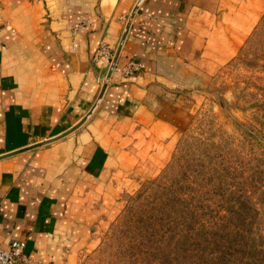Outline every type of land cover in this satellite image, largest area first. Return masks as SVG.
Returning <instances> with one entry per match:
<instances>
[{"label": "crops", "instance_id": "crops-1", "mask_svg": "<svg viewBox=\"0 0 264 264\" xmlns=\"http://www.w3.org/2000/svg\"><path fill=\"white\" fill-rule=\"evenodd\" d=\"M136 1L0 0V155L90 109ZM263 12L264 0H140L90 114L0 158V248L19 240L25 264H78L125 180L170 140ZM130 60L139 68L125 75Z\"/></svg>", "mask_w": 264, "mask_h": 264}, {"label": "rangeland", "instance_id": "rangeland-1", "mask_svg": "<svg viewBox=\"0 0 264 264\" xmlns=\"http://www.w3.org/2000/svg\"><path fill=\"white\" fill-rule=\"evenodd\" d=\"M186 106L170 140L125 180L78 264H184L187 227L230 220L239 201L256 207L252 227L264 232V12Z\"/></svg>", "mask_w": 264, "mask_h": 264}, {"label": "trees", "instance_id": "trees-1", "mask_svg": "<svg viewBox=\"0 0 264 264\" xmlns=\"http://www.w3.org/2000/svg\"><path fill=\"white\" fill-rule=\"evenodd\" d=\"M237 207L230 220L219 215L187 227L184 264H264V232L252 227L257 209L241 201Z\"/></svg>", "mask_w": 264, "mask_h": 264}, {"label": "water", "instance_id": "water-1", "mask_svg": "<svg viewBox=\"0 0 264 264\" xmlns=\"http://www.w3.org/2000/svg\"><path fill=\"white\" fill-rule=\"evenodd\" d=\"M139 1L140 0H137L136 1V3H135V5H134V7H133V9H132V11H131V13H130V15H129V17H128V19H127V21H126V23H125V25H124V27H123V30H122V32H121V35H120V37H119V40H118V42H117V45H116V47H115V49H114V51H113V53H112V56H111V58H110V61H109V64H108V67H107V69H106V72H105V75H104V78H103V82H102V84H101V87H100V90H99V93H98V95H97V97H96V99H95V101H94V103L92 104V106L90 107V109L72 126V127H70L68 130H66V131H64L63 133H61V134H59V135H57V136H55V137H53V138H49V139H46V140H44V141H41V142H39V143H35V144H32V145H29V146H26V147H23V148H21V149H18V150H15V151H12V152H9V153H6V154H4V155H0V158L1 157H3V156H6V155H10V154H14V153H17V152H20V151H23V150H26V149H30V148H33V147H36V146H39V145H42V144H45V143H48V142H50V141H52V140H54V139H57V138H59V137H61V136H63V135H65V134H67L68 132H70L71 130H73L74 128H76L89 114H90V112H91V110L94 108V106L97 104V102H98V100H99V98H100V96H101V94H102V91H103V89H104V87H105V84H106V82H107V80H108V78H109V76H110V73H111V71L113 70V67H114V65H115V62H116V59H117V56H118V53H119V50H120V47H121V43H122V41H123V38H124V36H125V33H126V30H127V27H128V24H129V21H130V19H131V15L133 14V12H134V10H135V8H136V6H137V4L139 3Z\"/></svg>", "mask_w": 264, "mask_h": 264}, {"label": "built area", "instance_id": "built-area-1", "mask_svg": "<svg viewBox=\"0 0 264 264\" xmlns=\"http://www.w3.org/2000/svg\"><path fill=\"white\" fill-rule=\"evenodd\" d=\"M99 57H109L105 47L101 50ZM109 57V61H110ZM139 68V63L135 60L128 61L122 71L125 75L131 74ZM23 243L19 240H11L8 247L0 248V264H25V258L22 253Z\"/></svg>", "mask_w": 264, "mask_h": 264}]
</instances>
